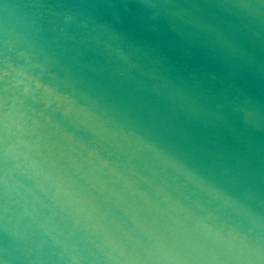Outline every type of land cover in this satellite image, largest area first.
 <instances>
[{
	"label": "water",
	"instance_id": "1",
	"mask_svg": "<svg viewBox=\"0 0 264 264\" xmlns=\"http://www.w3.org/2000/svg\"><path fill=\"white\" fill-rule=\"evenodd\" d=\"M0 264H264V0H0Z\"/></svg>",
	"mask_w": 264,
	"mask_h": 264
}]
</instances>
